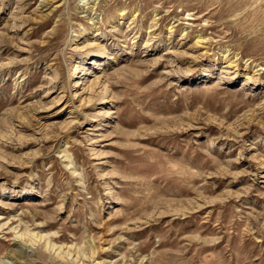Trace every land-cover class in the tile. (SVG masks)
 Here are the masks:
<instances>
[{"label":"rangeland","instance_id":"obj_1","mask_svg":"<svg viewBox=\"0 0 264 264\" xmlns=\"http://www.w3.org/2000/svg\"><path fill=\"white\" fill-rule=\"evenodd\" d=\"M0 264H264V0H0Z\"/></svg>","mask_w":264,"mask_h":264},{"label":"bare ground","instance_id":"obj_2","mask_svg":"<svg viewBox=\"0 0 264 264\" xmlns=\"http://www.w3.org/2000/svg\"><path fill=\"white\" fill-rule=\"evenodd\" d=\"M105 100H101V102H104ZM17 236V235H16ZM16 236H14V238H16ZM18 237V236H17ZM19 242V241H18ZM17 251V250H16Z\"/></svg>","mask_w":264,"mask_h":264}]
</instances>
